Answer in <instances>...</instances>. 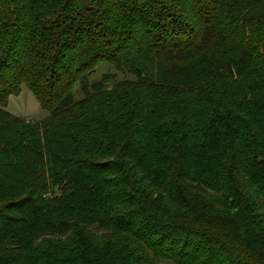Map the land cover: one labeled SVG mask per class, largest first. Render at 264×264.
<instances>
[{
    "label": "trees",
    "instance_id": "trees-1",
    "mask_svg": "<svg viewBox=\"0 0 264 264\" xmlns=\"http://www.w3.org/2000/svg\"><path fill=\"white\" fill-rule=\"evenodd\" d=\"M0 264H264V0H0Z\"/></svg>",
    "mask_w": 264,
    "mask_h": 264
},
{
    "label": "rangeland",
    "instance_id": "rangeland-1",
    "mask_svg": "<svg viewBox=\"0 0 264 264\" xmlns=\"http://www.w3.org/2000/svg\"><path fill=\"white\" fill-rule=\"evenodd\" d=\"M103 73L113 74V71L108 69L105 65L100 64L95 68L94 73L88 79L89 82L98 79ZM125 79L129 80L131 78L127 77L126 75L115 74L116 81ZM73 94L75 100L81 97L75 88L73 89ZM4 110L8 114L24 119L25 121L38 122L48 116L46 111L39 108L33 96L23 85L20 86L19 93L16 96L8 97Z\"/></svg>",
    "mask_w": 264,
    "mask_h": 264
}]
</instances>
